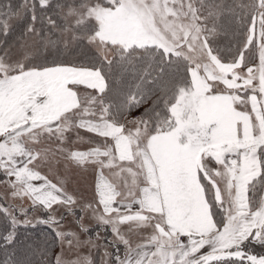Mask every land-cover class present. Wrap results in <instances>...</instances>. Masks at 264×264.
<instances>
[{
	"label": "crops",
	"instance_id": "1",
	"mask_svg": "<svg viewBox=\"0 0 264 264\" xmlns=\"http://www.w3.org/2000/svg\"><path fill=\"white\" fill-rule=\"evenodd\" d=\"M194 72L188 93L194 99L196 124L184 125L190 126L188 130L209 125L206 137L198 139L174 127L145 134L137 123L109 119L98 102L106 89L99 69L56 65L12 73L0 79V162L8 161L10 155L23 161L11 173L22 172L30 204L64 205L77 214L91 210L97 223L106 225L113 220L124 222L121 217L133 213H143L145 218L162 214L169 231L185 245L186 264L249 239L260 243L264 241V193L260 206L253 209L249 191L252 181L263 173L264 99L249 95V111L244 112L234 106L230 94L210 93L206 76L217 79V75ZM88 94L95 100H86ZM19 142L22 151L16 149ZM248 143L255 147L241 151L237 169L221 162L225 175L220 176L230 189L232 209L231 182L237 172L235 190L241 213L234 224L230 222L234 213L228 215L224 207L222 230L216 233L217 221L202 181L204 154L208 149ZM140 249H134L125 264H147L151 253Z\"/></svg>",
	"mask_w": 264,
	"mask_h": 264
},
{
	"label": "rangeland",
	"instance_id": "2",
	"mask_svg": "<svg viewBox=\"0 0 264 264\" xmlns=\"http://www.w3.org/2000/svg\"><path fill=\"white\" fill-rule=\"evenodd\" d=\"M196 6V0H84L67 8L66 17L70 25L92 21L98 26V31L87 35V38L106 59H112L120 50H127L134 45H156L167 52L181 54L189 60L194 73L205 75L209 71L218 76L217 79L206 76L211 86L210 93L230 94L234 106L248 112L249 95L264 99V0H259L256 18L250 30L255 38L257 59L248 66H242L241 60L225 63L210 53ZM76 37L77 34L70 28L63 31L64 43L73 42ZM34 43L35 39L32 37L10 50H0V79L32 68L33 64L28 60L33 53ZM234 68L239 69L234 72ZM224 69H227L228 73H224ZM220 77L231 80L220 81ZM190 91L191 88L183 89L172 105V112L177 120L174 128L191 139H198L200 136L205 138L209 125H206V128L203 126L204 131L188 130L190 126L184 125L196 124L194 99L189 96ZM91 97L92 95L88 94L86 100ZM98 102L102 103L101 98H98ZM128 121L144 127L145 134L151 132L147 120H138L134 115ZM253 143L245 146L234 145L232 148L226 145L220 149H208L204 154L203 174L212 183L216 198L223 208H226L227 214L234 213V220H230L234 221V224L241 213L235 190L237 172L231 182L234 183L232 209L228 197L230 189L228 190L226 181L221 177L225 175L221 162L229 163L237 169L240 166L241 151L254 149ZM23 148L22 142L16 146L19 151ZM255 149L258 150V147ZM219 156L223 160H218ZM22 165L23 161L15 160L11 155L8 161L0 162V195L7 204V211L12 215L15 224H36L44 218L43 211H48L49 219L56 222L55 228L59 236L56 254L59 264H125L126 257L140 246V252L145 251L146 255L151 253L147 264L187 263L185 245L169 231L162 214L157 213L156 218L149 214L147 218L124 222L113 220L106 225L97 223L100 221H97L91 210L77 214V211L64 205L44 208L28 203V195L21 181L22 172L11 173ZM224 225L227 228L231 226L227 221ZM158 226H162L165 233H162ZM215 226L216 233L222 230L220 224L215 223ZM262 242L264 241L260 243Z\"/></svg>",
	"mask_w": 264,
	"mask_h": 264
},
{
	"label": "trees",
	"instance_id": "3",
	"mask_svg": "<svg viewBox=\"0 0 264 264\" xmlns=\"http://www.w3.org/2000/svg\"><path fill=\"white\" fill-rule=\"evenodd\" d=\"M83 1L0 0V50H10L33 37L28 60L32 68L66 65L99 69L106 80L100 97L109 119L124 123L136 115L138 120H147L153 133L171 130L175 124L172 105L183 89L192 86L189 60L156 45H134L106 59L87 38L98 31L94 22L68 23L67 8ZM196 5L210 53L225 63L241 60L242 66L252 65L257 51L250 30L259 0H196ZM69 28L77 37L64 43L63 31ZM260 151L263 173L252 181L249 191L253 209L260 206L264 193V146ZM202 181L214 217L221 224L224 209L203 171ZM43 214L36 224H15L0 196V264H59L56 222L49 219L47 210Z\"/></svg>",
	"mask_w": 264,
	"mask_h": 264
},
{
	"label": "flooded vegetation",
	"instance_id": "4",
	"mask_svg": "<svg viewBox=\"0 0 264 264\" xmlns=\"http://www.w3.org/2000/svg\"><path fill=\"white\" fill-rule=\"evenodd\" d=\"M263 243L264 242H254L252 239H249L248 241L242 242L233 248L228 249L234 252L233 257L225 260L209 262L208 264H264V262L261 261H256L255 263L251 261V256H264Z\"/></svg>",
	"mask_w": 264,
	"mask_h": 264
},
{
	"label": "water",
	"instance_id": "5",
	"mask_svg": "<svg viewBox=\"0 0 264 264\" xmlns=\"http://www.w3.org/2000/svg\"><path fill=\"white\" fill-rule=\"evenodd\" d=\"M145 217H146L145 214L133 213V214L124 215L123 217H121V220L126 221V220L140 219ZM158 227L162 233H165V230L162 226H158ZM233 256H234V252H232L231 250L221 251L217 253H209L206 256L198 259L194 264H200V263L208 264L209 262H213L217 260H225ZM251 261L254 263L256 261L264 262V256H251Z\"/></svg>",
	"mask_w": 264,
	"mask_h": 264
},
{
	"label": "built area",
	"instance_id": "6",
	"mask_svg": "<svg viewBox=\"0 0 264 264\" xmlns=\"http://www.w3.org/2000/svg\"><path fill=\"white\" fill-rule=\"evenodd\" d=\"M185 238H186L185 236L181 237V239H185Z\"/></svg>",
	"mask_w": 264,
	"mask_h": 264
}]
</instances>
